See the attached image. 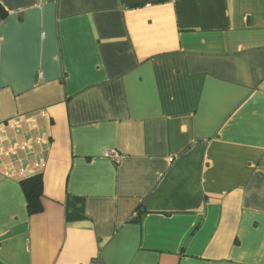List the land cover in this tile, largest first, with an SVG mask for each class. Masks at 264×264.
Segmentation results:
<instances>
[{
    "label": "crops",
    "instance_id": "obj_1",
    "mask_svg": "<svg viewBox=\"0 0 264 264\" xmlns=\"http://www.w3.org/2000/svg\"><path fill=\"white\" fill-rule=\"evenodd\" d=\"M1 9L0 264H264V0Z\"/></svg>",
    "mask_w": 264,
    "mask_h": 264
},
{
    "label": "trees",
    "instance_id": "obj_2",
    "mask_svg": "<svg viewBox=\"0 0 264 264\" xmlns=\"http://www.w3.org/2000/svg\"><path fill=\"white\" fill-rule=\"evenodd\" d=\"M5 17L6 13L1 9L0 18L4 19ZM20 187L26 200L28 215L35 216L42 213V176L38 174L22 180ZM130 222H138V220L130 219Z\"/></svg>",
    "mask_w": 264,
    "mask_h": 264
}]
</instances>
